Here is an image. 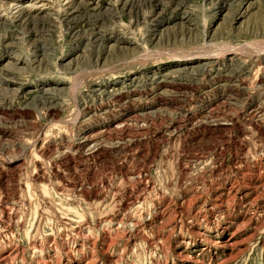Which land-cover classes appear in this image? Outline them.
Segmentation results:
<instances>
[{
    "label": "rangeland",
    "instance_id": "1",
    "mask_svg": "<svg viewBox=\"0 0 264 264\" xmlns=\"http://www.w3.org/2000/svg\"><path fill=\"white\" fill-rule=\"evenodd\" d=\"M0 2V264H264V0Z\"/></svg>",
    "mask_w": 264,
    "mask_h": 264
},
{
    "label": "bare ground",
    "instance_id": "2",
    "mask_svg": "<svg viewBox=\"0 0 264 264\" xmlns=\"http://www.w3.org/2000/svg\"><path fill=\"white\" fill-rule=\"evenodd\" d=\"M65 1H68V0H65ZM149 1V0H148ZM63 2V1H62ZM1 3V2H0ZM11 3V2H10ZM61 3V2H60ZM69 3V2H68ZM7 4H9V3H7ZM28 4V3H27ZM65 4V3H64ZM72 4V3H71ZM4 5V4H3ZM12 5H14L13 3H12ZM12 5H10V6H8V5H6L5 7H7V8H4V10H5V12L9 15V14H11V13H13V12H19L20 10H18L17 8L18 7H12ZM16 5V4H15ZM28 5H30L31 7H33L32 5H31V3L30 4H28ZM63 5V4H62ZM1 6V5H0ZM17 6H20V5H17ZM25 6H26V4H25ZM30 6H29V8H30ZM35 6V5H34ZM61 6V5H60ZM21 7V6H20ZM19 7V8H20ZM3 8V7H2ZM25 8V7H24ZM23 8V9H24ZM64 8V7H63ZM62 8V9H63ZM67 8V7H66ZM72 8V7H71ZM34 9V8H33ZM67 10V9H66ZM64 11V10H63ZM32 12V11H31ZM20 13V12H19ZM19 13H18V15H19ZM17 14V13H16ZM23 14V13H22ZM21 15V14H20ZM64 15V14H63ZM24 16H25V13H24ZM27 17V16H26ZM13 18V17H12ZM20 18V17H19ZM25 18V17H24ZM7 19V18H6ZM27 19V18H26ZM12 20V19H11ZM11 22V21H10ZM13 22V21H12ZM31 23V22H30ZM77 23V22H76ZM33 24V23H32ZM32 26V25H31ZM174 32V31H173ZM176 32V31H175ZM169 34V33H168ZM172 34V33H171ZM177 35V34H176ZM167 38H168V36H167ZM208 55V54H207ZM213 55H215V54H213ZM205 56V55H204ZM233 56V55H232ZM232 56H231V58H232ZM210 57V56H209ZM236 57V56H235ZM238 57V56H237ZM237 57L235 58V59H237ZM202 60H207L208 58H206V57H203V58H201ZM239 59V58H238ZM215 60V59H214ZM242 60V59H241ZM219 61V60H218ZM217 60H216V63L218 62ZM205 62V61H204ZM207 62H208V60H207ZM214 62V61H213ZM212 62V63H213ZM243 62H244V60H243ZM247 62V61H246ZM246 62H244V63H246ZM238 63V62H237ZM210 64V63H209ZM214 64V63H213ZM243 64V63H242ZM202 65H203V63H202ZM241 65V64H240ZM203 66H205V65H203ZM189 67V66H188ZM187 67V69L186 68H182V69H180L179 68V70L178 71H176L177 73H176V75L178 76V75H181V76H183V75H187V73H189V72H192L193 70H192V68H188ZM193 67V66H192ZM212 67H214V66H212ZM196 68V67H195ZM206 68V67H205ZM236 70V69H235ZM243 70V69H242ZM242 70H239V71H242ZM201 71V70H200ZM210 71V70H209ZM193 72H195V71H193ZM198 72V71H197ZM202 72V71H201ZM175 73V72H174ZM193 74H195V73H193ZM202 74V73H201ZM204 74V73H203ZM206 74H207V72H206ZM175 75V76H176ZM200 75V74H199ZM205 75V74H204ZM181 76H180V78H181ZM194 76V75H193ZM225 76V75H224ZM184 77V76H183ZM188 78H189V76H188ZM193 78V77H192ZM163 79V78H162ZM165 79H166V77H165ZM171 79V78H170ZM173 79V78H172ZM176 79H177V77H176ZM184 79V78H183ZM186 79V78H185ZM184 79V80H185ZM191 79V78H190ZM175 80V79H174ZM181 80V79H180ZM180 80L178 81V83L180 82ZM193 80V79H192ZM152 81V80H151ZM161 81V80H160ZM163 81V80H162ZM167 81V80H166ZM166 81H164V82H166ZM172 81V80H171ZM158 82V81H157ZM163 82V83H164ZM168 82H169V79H168ZM168 82H167V84H168ZM183 82V81H182ZM173 83H175V82H173ZM173 83H171V84H173ZM192 83V82H191ZM166 84V85H167ZM183 84V83H182ZM175 85H176V83H175ZM175 88V87H174ZM171 89V88H170ZM174 90V89H173ZM46 91H48L49 92V90H46ZM54 91V90H53ZM50 93V92H49ZM119 93V92H118ZM52 94H54V93H52ZM159 94V93H158ZM51 96V95H50ZM53 96H55V95H53ZM156 96V95H155ZM160 97H161V95H159ZM165 96V95H164ZM168 96V95H167ZM52 98V97H51ZM43 99V98H42ZM164 99V98H163ZM5 101V100H4ZM43 102V101H42ZM219 103V102H218ZM162 106V105H161ZM28 108V107H27ZM50 109H51V107H49ZM46 109V108H45ZM158 109V108H157ZM254 109V108H253ZM1 110H2V106H1ZM160 110V109H159ZM156 111H158V110H156ZM15 113H16V111H15ZM260 113V112H259ZM144 114V113H143ZM157 114V113H156ZM135 115V114H134ZM137 115V114H136ZM144 116V115H143ZM147 116V115H146ZM133 117V116H132ZM136 117V116H135ZM139 118V117H138ZM126 121H128L127 119H126ZM143 121V120H142ZM143 126V125H142ZM145 126V125H144ZM139 127V126H138ZM132 131H133V129H132ZM135 131V130H134ZM137 131V130H136ZM139 133V132H138ZM141 134V133H140ZM59 154V153H58ZM60 155V154H59ZM80 155V154H79ZM80 159V158H79Z\"/></svg>",
    "mask_w": 264,
    "mask_h": 264
}]
</instances>
